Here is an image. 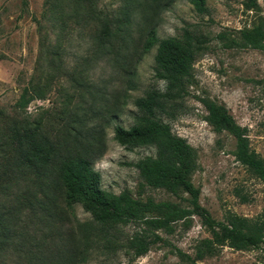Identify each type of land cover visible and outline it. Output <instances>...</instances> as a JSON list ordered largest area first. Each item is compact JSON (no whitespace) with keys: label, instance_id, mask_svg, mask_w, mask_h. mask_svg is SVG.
Instances as JSON below:
<instances>
[{"label":"rangeland","instance_id":"rangeland-1","mask_svg":"<svg viewBox=\"0 0 264 264\" xmlns=\"http://www.w3.org/2000/svg\"><path fill=\"white\" fill-rule=\"evenodd\" d=\"M205 7L197 14L185 0H0V111L9 115L15 109L22 88L38 91L43 100L31 101L26 113L48 119L51 126L63 116L60 120L82 137L97 135L93 128L101 132L104 151L92 168L102 190L184 207L179 198L150 189L139 178L134 163L153 156L154 149L118 145L113 128L132 126L133 101L164 89L154 74L155 47L142 49L147 32L153 30L158 39L184 31L200 35L204 49L192 63L186 95L166 121L194 151L190 180L211 218L264 219L263 185L235 160L232 137L207 124L202 105H222L246 129L249 148L264 157V52L246 47L238 36L240 30L264 24V0H205ZM104 18L113 27L127 20L103 39ZM32 193L25 181L0 194V213L11 217L10 238L1 243L0 237V264H50L60 246L76 245V224L89 219L79 205L57 207L46 216L32 204ZM187 221L173 223L170 233L158 231L161 240L143 256L122 249L89 254L83 264H185L196 243L208 237L198 217ZM119 229L123 241L138 230L129 224ZM201 264H264V246L247 251L223 247Z\"/></svg>","mask_w":264,"mask_h":264},{"label":"trees","instance_id":"trees-1","mask_svg":"<svg viewBox=\"0 0 264 264\" xmlns=\"http://www.w3.org/2000/svg\"><path fill=\"white\" fill-rule=\"evenodd\" d=\"M185 1L197 14L206 12L205 0ZM251 6H255L253 1ZM126 20L113 22V27L112 21L104 18L101 37L111 38ZM238 36L246 47L264 52V24L240 30ZM204 44L202 36L188 31L179 37L158 39L149 30L142 49L155 47L154 74L164 83V89L149 90L133 101L136 115L132 126L113 128V140L118 145L154 149L153 156L134 163L139 178L144 186L179 198L186 203L184 207L150 198L141 200L127 191L115 195L102 190L99 174L92 168L104 151L101 132L93 128L97 135L82 137L72 124L60 120L63 116L51 126L48 119L26 113L31 101L43 100L38 91L22 88L15 111L9 115L0 111V194L27 181L33 187L32 204L40 213L49 216L55 214L57 207L71 210L79 205L89 216L86 222L76 224V245L60 246L50 264H83L89 254H115L122 249L133 257L143 256L161 240L158 231L170 233L173 223L186 224L190 216L198 217L208 237L196 243L192 256H185V264H201L223 247L247 251L264 246V219L230 214L218 222L199 205V190L190 180L196 168L194 151L171 132L166 121L173 117L177 103L186 95L192 63ZM202 105L207 124L215 133L225 132L232 137L235 160L264 187V157L249 148L246 129L238 126L222 105L210 101H202ZM10 222V213H0L1 243L11 236ZM128 224L138 230L123 241L118 237L119 227Z\"/></svg>","mask_w":264,"mask_h":264}]
</instances>
